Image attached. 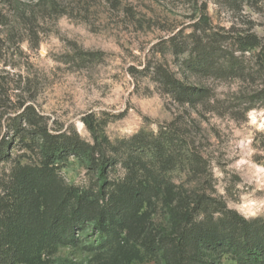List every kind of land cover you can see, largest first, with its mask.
Instances as JSON below:
<instances>
[{
    "label": "rangeland",
    "instance_id": "obj_1",
    "mask_svg": "<svg viewBox=\"0 0 264 264\" xmlns=\"http://www.w3.org/2000/svg\"><path fill=\"white\" fill-rule=\"evenodd\" d=\"M175 34L187 51L176 56ZM252 35L260 46L244 49ZM199 38L214 45L215 70L197 68ZM159 66L210 98L175 102L155 80ZM86 120L112 141L175 120L178 158L198 151L212 196L264 222V0H0V176L41 161L40 131L91 142ZM57 165L68 183L89 185L74 156ZM192 178L176 171L177 181ZM77 251L60 249L54 264L84 261ZM222 264L239 263L225 255Z\"/></svg>",
    "mask_w": 264,
    "mask_h": 264
},
{
    "label": "trees",
    "instance_id": "obj_2",
    "mask_svg": "<svg viewBox=\"0 0 264 264\" xmlns=\"http://www.w3.org/2000/svg\"><path fill=\"white\" fill-rule=\"evenodd\" d=\"M199 40L192 52L197 68L215 70L214 45ZM176 42L175 34L169 39L175 56L187 52L176 50ZM240 43L244 49L260 46L255 35ZM229 62L233 73L237 65ZM153 74L175 102L195 105L210 98L207 89L184 84L162 66ZM84 123L91 142L76 132L40 131L41 161L0 176V264H54L64 247L87 256L75 264L145 258L157 264H222L225 255L239 264H264V222L246 219L212 196L200 179L198 151L187 163L178 158L175 120L156 134L116 141ZM69 156L84 164L88 186L61 175L58 161ZM180 166L194 178L177 181Z\"/></svg>",
    "mask_w": 264,
    "mask_h": 264
}]
</instances>
